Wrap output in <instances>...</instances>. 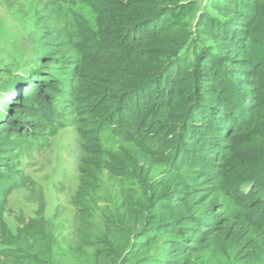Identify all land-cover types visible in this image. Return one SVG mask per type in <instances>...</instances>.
I'll list each match as a JSON object with an SVG mask.
<instances>
[{"label":"trees","instance_id":"obj_1","mask_svg":"<svg viewBox=\"0 0 264 264\" xmlns=\"http://www.w3.org/2000/svg\"><path fill=\"white\" fill-rule=\"evenodd\" d=\"M77 3L91 8L94 27L70 6ZM46 7L59 21L36 15L43 66L0 94V206L21 181L14 159L38 146L44 126L56 134L78 124L88 143L122 144L106 159L111 171L127 174L167 153L161 186L143 183L157 200L140 214L129 197L130 219L101 233L108 262L130 245L136 222L150 226L167 214L160 199L172 207L194 200L182 172H209L228 196L232 233L250 222L241 241L264 247V0H48ZM1 209L5 244L32 236L33 225L13 234ZM191 219L171 229L185 235L195 230ZM204 228L199 223L203 236ZM20 252L1 251L0 264H22L29 257Z\"/></svg>","mask_w":264,"mask_h":264},{"label":"rangeland","instance_id":"obj_2","mask_svg":"<svg viewBox=\"0 0 264 264\" xmlns=\"http://www.w3.org/2000/svg\"><path fill=\"white\" fill-rule=\"evenodd\" d=\"M47 1L0 0V94L18 75L25 77L43 66L35 41L36 15L43 11L44 17L59 21L47 10ZM70 6L94 27L88 5ZM4 105L1 100L0 108ZM39 134L38 146L24 148L14 159L11 170L21 181L0 206L13 234L29 225H33L34 233L12 246L0 236V252L21 251L29 257L22 264H264L261 243L255 241L247 248L248 242L241 241V236L252 231L250 222L245 223L243 233L241 229V233H232L234 224L227 219L233 215L223 210L228 196L218 190L209 172L201 178L182 172L189 198L195 196L194 200H180L172 207L160 199L167 205V214L150 226L142 220L136 222L130 245L121 253H112L110 261L114 263L108 262L102 251L105 245L100 244L101 233L105 229L114 232L130 219L129 197L140 214L151 204L152 190L143 183L161 181L167 172V153L156 154L151 165L140 164L125 174L120 168L111 171L105 164L122 144L108 140L88 143L78 124L60 128L56 134L44 126ZM164 146L167 149V143ZM218 164L217 172L224 173L226 162ZM192 217L195 230L175 234L177 224ZM199 223L207 229L206 236L198 231ZM203 237L207 240L199 241ZM196 241L199 243L195 245ZM244 255H249V260H242Z\"/></svg>","mask_w":264,"mask_h":264}]
</instances>
